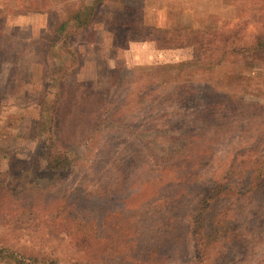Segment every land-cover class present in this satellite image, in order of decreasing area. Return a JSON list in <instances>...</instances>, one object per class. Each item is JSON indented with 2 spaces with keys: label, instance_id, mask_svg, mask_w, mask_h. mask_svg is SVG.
I'll return each instance as SVG.
<instances>
[{
  "label": "rangeland",
  "instance_id": "rangeland-1",
  "mask_svg": "<svg viewBox=\"0 0 264 264\" xmlns=\"http://www.w3.org/2000/svg\"><path fill=\"white\" fill-rule=\"evenodd\" d=\"M94 4L90 26L67 40L54 36L57 19ZM141 11L158 29L136 28ZM263 21L264 0H0V253L17 251L31 264L48 257V264L263 262L264 180L260 193L238 189L241 197L231 192L236 199L220 204L236 206L219 214L235 224L227 240H200L199 254L193 233H200L195 197L205 186L229 177L238 188L254 179L251 169L264 172V65L155 71L165 64L159 60L191 58L189 38L175 41L179 27L238 28L252 39ZM147 34L161 47L138 40ZM127 38L136 43L126 51ZM67 47L77 60L61 79L70 96L61 97L58 118L77 145L72 165L51 172L37 167L47 134L39 127L54 97L55 67L72 62ZM251 148L229 171L233 154ZM24 183L38 189L22 193ZM149 207L152 221H139ZM157 220L172 230L144 252Z\"/></svg>",
  "mask_w": 264,
  "mask_h": 264
},
{
  "label": "trees",
  "instance_id": "trees-1",
  "mask_svg": "<svg viewBox=\"0 0 264 264\" xmlns=\"http://www.w3.org/2000/svg\"><path fill=\"white\" fill-rule=\"evenodd\" d=\"M97 2H100V0H97ZM82 8L83 9H78L77 11H70L67 17L57 19L55 25L53 26V33L55 37H57L58 35H63L67 37V40L71 37L72 34L76 33L77 31H80L81 28L90 26L92 17L94 15V11H90V9L94 10L95 4L91 6L85 5ZM158 27L156 29H158ZM179 29L180 30H175L177 31L176 35L178 34V37L175 38L174 36L171 40H174V38L175 41L182 40L181 36L182 34H185L189 38L193 46V54L191 58L185 59L179 63H165L157 65L155 71H169V69H171L174 65L178 64L179 67L183 65L205 66V70L207 72H216L220 68H222L221 66L225 64L240 65L241 62H244L245 60H251L254 62L257 61L264 65V21L261 23L260 27H258V29L255 31L254 35L252 36V39L248 38L249 40L245 38L243 39L241 31L238 28L225 33H216L208 29L206 30L189 27H179ZM140 30L149 33L155 30V28L143 26ZM167 30L169 29H159V31H162L163 33H168ZM54 36L52 39H54ZM145 37H150V35H142V38ZM63 44L66 45L67 42ZM67 51L68 54L71 56L70 58H72V62L68 64L62 62L57 64V66L55 67V75L53 77V83L51 84V88L54 90V97L50 101H48L46 110L47 114L45 116V119L40 123L39 127V130L41 132L45 130L47 131V134L42 141L41 147L39 149V155H36V160H38L37 167L38 169L51 172H62L64 169L72 165V158H70V148L72 146L75 147L77 145L74 144L73 141V143H68L66 141L68 139L67 131L64 128L63 123L58 118L60 114V108L58 109V107H61V97L65 96L67 97L66 99H69L70 96V93H64L65 88H63L61 85V79L67 76V74L70 75L71 73H73L72 71L74 69L72 68V66L77 60V56H75L76 53L74 52L75 50L72 47H67ZM71 51L74 54V57L70 54ZM155 71H153V73H156ZM71 107L72 106H70V108ZM82 142L83 144H85V140H83ZM185 142L187 145L190 144L187 140ZM186 144L180 146V149L176 148L174 151L177 153L184 152L187 148ZM174 148L175 146L171 147L170 150ZM252 150V148L243 149L242 151L238 150L237 153L233 154L229 171L230 169L237 167L236 164H239L237 162H240V159L242 157H251L249 156L248 151L251 152ZM247 153L248 155L246 156ZM257 160H259V156ZM262 169L263 167L259 165L255 169H251V171L249 170V179L250 177H252V174L254 175V179L252 181L249 180V182L247 181V185L245 186L242 184L238 188H232L234 184H236V182H233L232 178L222 177L221 179H218V181H215L213 184L205 186L203 188L204 190L202 189L201 193L197 194L195 200L199 208L197 213L195 214V220L198 221V225L200 226L199 230L201 233H197L196 231V233H193V243L196 247L197 253L202 254V250L199 248L200 240H208L209 242H213L218 241L219 239H221L222 236H226L222 238L227 240V235L229 233L228 226H234L235 224L231 217L226 218L228 216H225L221 219L219 217V214L220 212H225L228 214L231 212V210L234 211L233 208L236 206L232 207V203L222 208V205L220 204L226 205V202L231 203L233 198L236 199L235 196L241 197V194L243 193L238 191V189H246L250 186V189H248L249 191H259L260 193L259 182H261V180H264V172H262ZM255 182H257L256 185L254 184ZM23 185L25 187L21 188L22 193L26 192L27 190L31 191L38 189L37 187L35 188L33 186H30L29 184L25 185L24 183ZM201 185L203 187L205 185L204 182ZM237 185L239 184L237 183L236 186ZM231 192L235 195L234 197L229 196V193ZM133 214L135 216L137 212ZM144 214L145 215L137 214V218L139 219V221L142 222L145 219L152 221L154 210L151 207L146 208ZM148 226V231L150 232V234L146 235L143 238V242H141L143 243L142 245H145L144 252L145 250H152L151 247H153V251H155L157 249L155 244H159L160 240H162L163 237L172 230L171 228L170 231H168V224L165 220L154 221ZM231 232L232 231H230V233ZM232 234L234 237L233 239L236 240V235L233 232ZM238 234L240 235V237L242 236L240 233ZM151 242L153 243V245H151ZM29 258L17 251H12L8 249H2L0 253V260H4V262L7 264H31V261L28 260ZM199 260L200 259H198V262H195V264L203 262L202 260ZM41 261L42 260L39 259L38 264H48L53 262V259L48 257L44 259L45 262L42 263ZM259 263L264 264V261L262 262V260H260Z\"/></svg>",
  "mask_w": 264,
  "mask_h": 264
},
{
  "label": "crops",
  "instance_id": "crops-1",
  "mask_svg": "<svg viewBox=\"0 0 264 264\" xmlns=\"http://www.w3.org/2000/svg\"><path fill=\"white\" fill-rule=\"evenodd\" d=\"M144 16H145L144 11H141L140 12V18L137 21V27L136 28L141 29L143 26H148V27H154L156 29L158 27L157 23L149 22V21L147 22L145 20V17ZM140 39H142V40H140ZM138 40L143 41V42L144 41H149V40L152 41L153 40L154 41V44H156L157 46H160L159 44H157V41L154 38H151V37H145V38H142L141 37V38H138ZM137 42H139V41H137ZM126 43H127V45H123V46H125V49L127 51V49H130L131 46H132V44H135L136 41H134V39L132 40L130 38H127V42ZM166 62H169V61L160 62V60H159L155 64L166 63Z\"/></svg>",
  "mask_w": 264,
  "mask_h": 264
}]
</instances>
